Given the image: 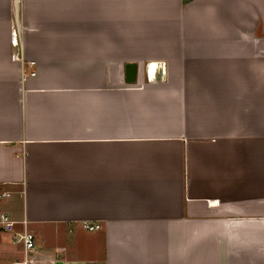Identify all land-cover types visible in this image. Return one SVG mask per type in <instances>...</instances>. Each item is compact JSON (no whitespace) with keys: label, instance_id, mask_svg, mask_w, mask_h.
<instances>
[{"label":"crops","instance_id":"crops-1","mask_svg":"<svg viewBox=\"0 0 264 264\" xmlns=\"http://www.w3.org/2000/svg\"><path fill=\"white\" fill-rule=\"evenodd\" d=\"M1 193L33 264H264V0H0Z\"/></svg>","mask_w":264,"mask_h":264},{"label":"built area","instance_id":"built-area-1","mask_svg":"<svg viewBox=\"0 0 264 264\" xmlns=\"http://www.w3.org/2000/svg\"><path fill=\"white\" fill-rule=\"evenodd\" d=\"M11 46L14 48V51L12 52L11 55V60L14 62L21 63L22 58H21V48L18 44L17 37L15 32L12 33V41H11ZM34 73H30V76H33ZM8 194L1 193L0 194V199L7 197ZM17 224V222H14L11 220V218L5 214L1 213L0 214V230L3 233L11 234L13 242L18 243L21 246V252H22V259L18 262L11 263V264H33V258L32 254L35 251V242H34V237L33 235L29 232L28 230V222L26 219H23L21 222L18 224L21 225V231L16 232L14 227ZM84 229L87 231H96L99 229V226L94 225V226H84Z\"/></svg>","mask_w":264,"mask_h":264},{"label":"water","instance_id":"water-1","mask_svg":"<svg viewBox=\"0 0 264 264\" xmlns=\"http://www.w3.org/2000/svg\"><path fill=\"white\" fill-rule=\"evenodd\" d=\"M137 67L135 64L125 65V80L127 84H134L136 81ZM145 73L147 80L151 82H160L163 79V68L162 64L156 63L153 65L146 66ZM54 264H80V263H63L56 261Z\"/></svg>","mask_w":264,"mask_h":264},{"label":"rangeland","instance_id":"rangeland-1","mask_svg":"<svg viewBox=\"0 0 264 264\" xmlns=\"http://www.w3.org/2000/svg\"><path fill=\"white\" fill-rule=\"evenodd\" d=\"M87 231V230H86ZM10 238H11V234H7V233H1L0 234V241H3V242H9L10 241ZM84 239H85V237H84ZM12 241H13V239H12ZM48 245V244H47ZM13 249L14 250H17L16 251V253L18 254L17 255V258H18V260H21L22 259V255H20L19 254V252H20V250H22L21 249V247L19 246V245H14L13 246ZM13 259V258H12ZM11 259V260H12ZM6 261H10V260H8V259H6ZM2 262V261H1Z\"/></svg>","mask_w":264,"mask_h":264}]
</instances>
